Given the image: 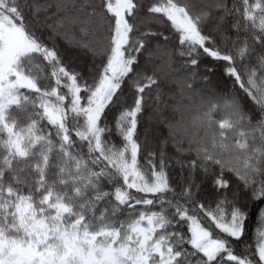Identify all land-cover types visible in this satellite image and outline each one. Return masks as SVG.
Listing matches in <instances>:
<instances>
[{
    "label": "snow or ice",
    "instance_id": "1",
    "mask_svg": "<svg viewBox=\"0 0 264 264\" xmlns=\"http://www.w3.org/2000/svg\"><path fill=\"white\" fill-rule=\"evenodd\" d=\"M0 264H264V0H0Z\"/></svg>",
    "mask_w": 264,
    "mask_h": 264
}]
</instances>
